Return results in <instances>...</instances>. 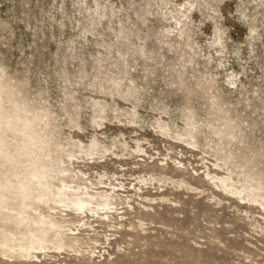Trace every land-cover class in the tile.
<instances>
[{
	"label": "rangeland",
	"instance_id": "374dc122",
	"mask_svg": "<svg viewBox=\"0 0 264 264\" xmlns=\"http://www.w3.org/2000/svg\"><path fill=\"white\" fill-rule=\"evenodd\" d=\"M193 1L0 0V65L47 102L60 129L52 194L63 182L89 194L106 190L100 182L127 188L106 219L53 196L0 210V264H264V210L206 177L246 166L264 179V4L198 0L180 37V5ZM188 123L196 147L159 132L166 125L185 139ZM94 140L100 153L87 156ZM139 140L146 157L133 154Z\"/></svg>",
	"mask_w": 264,
	"mask_h": 264
},
{
	"label": "clouds",
	"instance_id": "9594fccd",
	"mask_svg": "<svg viewBox=\"0 0 264 264\" xmlns=\"http://www.w3.org/2000/svg\"><path fill=\"white\" fill-rule=\"evenodd\" d=\"M56 118L26 80L0 65V210L50 200L64 150Z\"/></svg>",
	"mask_w": 264,
	"mask_h": 264
},
{
	"label": "bare ground",
	"instance_id": "6f19581e",
	"mask_svg": "<svg viewBox=\"0 0 264 264\" xmlns=\"http://www.w3.org/2000/svg\"><path fill=\"white\" fill-rule=\"evenodd\" d=\"M259 1L264 4V0H259ZM197 5H199L198 0H195L192 3L189 2L188 5H185V4L180 5L181 8L179 9V13H180V16L182 15V18L184 21L180 22V25H179L180 28L177 27L178 36H180V37L188 36L189 37V35H188L189 30L187 28L188 27L187 21L188 20H190V22L192 21V19H191L192 14L195 11V8L197 7ZM179 21H181V20H179ZM174 27L175 26H173V28ZM215 29H216L215 30V39H213V40H214V45L217 44L218 45L217 48H218L219 45H223L224 33H222V30L219 27H217ZM250 31H251V33H255V28L252 27ZM173 35H175V34H173ZM237 84H238L237 81H235V80L231 81L232 86L236 87ZM211 87H213V86H211ZM96 105H97V102H96ZM100 113H104V107L103 106L100 107ZM137 114L138 113H136L134 115H137ZM187 127H189V128L187 130V134H186L185 139H183L182 136H179V135H177V138L170 136L169 132L171 130L168 129V127L166 125H159V132L165 138L169 139V137H171L172 140L176 139L177 141H183L187 145H189L190 147L191 146L196 147V145H197V139H196V135H195L197 132L196 124L195 123H188ZM215 134L218 135L220 138H224V137L230 135L227 133V131L225 129L224 130L220 129ZM184 136H185V134H184ZM234 138L235 137L232 136V139H234ZM135 143H136V148L133 150V154H135L137 157H146L148 155V152L143 148L144 145L141 144V141L139 140V141H136ZM180 143H182V142H180ZM73 144L76 145V147L80 149V152L83 153L85 151L84 146L80 142H78V144L73 142ZM122 147H124V149H128V145H125L124 143L122 144ZM100 148H101L100 142H98V140H94L93 142H91V146L89 147V149L86 151L85 154L87 156L92 157L93 155L100 153ZM112 155L115 157L116 160H121L119 155H117L116 153L113 152ZM68 158H70V161L72 162V164H74L75 160L71 154L68 155ZM230 161H231L230 156L225 157L224 158V167L225 166L227 167L228 163ZM213 166H214L215 170H218V169L222 170V168H223V165H220V166H222V167H220L216 163ZM241 169H243V171L242 172L240 171L238 176H235L234 171L232 172L231 167L228 166V169L226 170V172H227L226 175L223 176V175H219L217 173L208 172V173H206V177H207L209 184H212L213 186L217 187V190H219L220 192H225L224 194L227 193L232 198L237 199L242 205H246V206L247 205L248 206L249 205H251V206L257 205V206H260L264 210V179H262L259 174H256V173L252 174L246 166H241ZM78 173L81 174L82 177L86 176V174H83L81 172H78ZM233 173H234V176H233ZM222 174H223V172H222ZM76 176H77V174H76ZM235 177H237V178H235ZM141 182L144 183V180H141ZM100 184L102 186L100 189H106L105 191L89 194L88 192L81 193L80 192L81 191L80 186L70 187L66 183L63 182L62 186L60 188H58L57 193L52 194L54 203L58 204L60 206H66V207L70 208L71 212H75V211L79 212V214H81L85 218H88L90 215L94 216V217L97 216L98 218H105V217L109 218L110 214L114 213V210L116 212L119 211V209L116 207L117 206L116 202H117L118 197H119L118 192H121V191L126 192L127 188L122 183L119 186H116L114 184L107 185L106 183H103V182H100ZM84 189L86 191H88V189L86 187ZM133 190L136 191L137 189L133 188ZM137 192H138V190H137ZM98 199H100L101 202H98L99 201ZM260 207H259V209H260ZM42 218H44V217H42ZM108 220H110V219H108ZM38 224L43 226L44 228H47L50 231L53 228L57 227V225L55 223H53L51 220H44V219L42 220L41 219L38 222ZM2 227H4V225ZM75 235H79V234H70L69 236H72V239H73L75 237ZM42 240L43 239H39V243H41L40 244L41 247L43 246ZM3 252H5V251H3ZM35 259H36V257H35Z\"/></svg>",
	"mask_w": 264,
	"mask_h": 264
}]
</instances>
